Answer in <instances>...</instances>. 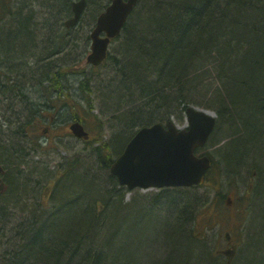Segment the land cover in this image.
I'll use <instances>...</instances> for the list:
<instances>
[{"label": "trees", "instance_id": "obj_1", "mask_svg": "<svg viewBox=\"0 0 264 264\" xmlns=\"http://www.w3.org/2000/svg\"><path fill=\"white\" fill-rule=\"evenodd\" d=\"M143 3L145 8L146 0ZM168 3L156 11L147 5L151 8V17H148L146 27L138 31L139 34L136 32L139 24L135 22L143 19L145 11L141 6L140 11H136V15L123 27L124 47L131 52L130 74L125 82L132 88H138L140 93L135 96L131 92L130 96L127 95L129 98L118 106L117 111H121L125 128L118 129L119 133L113 139H101L96 146L87 149V167L81 177L94 179L91 169L95 165L90 161L92 153L97 164L108 169L130 139L133 130L126 129L130 125L135 128L155 121H168L171 115H180L185 110V104L195 97L185 96L182 90L192 80L203 93L197 105L214 107L221 117L220 112L231 108L235 110L231 111L240 120L243 137L232 139L229 146H232L238 161L247 166L251 156H258V160L264 162V84L258 80L264 72V0H180L178 3L173 0ZM145 34L152 39L151 48L144 43ZM195 60L199 63L194 67ZM254 72L257 78H254ZM150 77L152 79L147 81L146 78ZM83 82L88 84V79L84 77ZM193 94L196 92L193 91ZM102 133L103 128L101 137ZM237 140L240 142L235 145ZM76 157H80L78 153ZM227 161L230 163V159ZM70 167L77 170L83 168L76 165ZM256 174L260 176L258 201H261L264 171ZM109 177L112 185L118 186L115 178ZM94 181L100 182L97 179ZM196 188L200 187L172 189L183 202L186 213L181 216V224L164 233L167 250L165 255L160 256H165L162 264H188L192 250L198 254L193 264H224L215 252L207 251L204 245L197 244L194 249L196 237L187 223L188 215H191V209L189 211L187 207L194 201H197L192 206L194 210L200 205L201 199L191 192ZM123 189L119 187V190ZM164 190L168 192L170 189ZM108 192H112L109 187ZM190 192L192 195H189ZM90 196L98 200L94 193ZM68 199L67 205L58 210L42 212L47 217L39 213L33 219L21 221L19 235L10 230L5 238V234L0 233V242L3 238L12 239L8 242L10 247L2 250L7 256L5 264H34V259L40 254L44 264H128L118 249L108 246L109 236L101 242L93 233L92 228L98 227L99 218L95 201L76 199L73 195ZM103 200L106 201L107 196ZM4 226L0 225V228ZM262 235L264 239V227ZM103 246L107 249L103 250ZM261 255L258 264H264V250Z\"/></svg>", "mask_w": 264, "mask_h": 264}, {"label": "rangeland", "instance_id": "obj_2", "mask_svg": "<svg viewBox=\"0 0 264 264\" xmlns=\"http://www.w3.org/2000/svg\"><path fill=\"white\" fill-rule=\"evenodd\" d=\"M108 1L109 0L88 1V5L82 14L81 20L72 28L76 37L75 39L70 38L68 42L69 55L66 56L67 58L77 60L85 49L86 54L89 52V41L83 40V33H89L93 24L91 20L94 17L93 15H96L98 12L97 10H100V5ZM169 1L173 0H146V3L156 11L160 6L163 7L166 3L169 4ZM174 1L178 3L180 0ZM0 2V24H2V26L7 25V28L13 29V31H5V37L2 40V42L8 46H10V44H7L8 42L11 43L15 39L18 40L19 37L29 40L32 29L34 30L36 44L42 46V38L48 23L49 26H53L56 20L60 19L61 22L64 20L63 15L60 14V12L57 13L58 7L55 0H10L9 5H6L7 8H4L2 0H0ZM96 2H98L99 6L95 8ZM147 5H145V8L141 5V8H144L145 12L143 19L141 18L140 22H135L139 24L136 27V32H140L143 27L145 28V25L151 17V12L149 10L151 8H148ZM162 7L160 9H162ZM29 18L30 23L28 20ZM18 19L20 22H18ZM16 21L18 22L17 25H15ZM33 24L34 28H30ZM27 28L30 34L27 33ZM144 37V43L151 48L152 44L150 42L152 39L149 34H145ZM122 41V38L116 40L110 47V52L117 56L115 63L109 60L103 64L102 67L91 69L88 64H86L85 60L81 58L80 60L82 61L80 63L77 61L78 63H76L77 67L71 69L74 74L71 73L72 78L70 77V85L67 90L74 94L73 97L76 101L79 98V90L77 88L79 71L83 70L85 74L89 75L91 78L90 89L87 95L92 103L93 110H88L87 106L82 104V101L79 103L84 107L78 110L82 116L79 119L84 121L83 124L89 132L91 143L85 144L82 140L75 138L69 132L67 125L72 112L70 113V110L65 107L59 110L57 122L54 125L55 127H51L52 131L49 135L50 145H53V142H57L58 145L54 148V151L42 149L39 154L33 155L36 165L43 163L46 165L47 162H50V167L55 166L57 169L59 167L60 173H72L70 174L71 176L67 177L69 182L67 185H64L66 188L62 187L61 190L50 194L55 180L47 178L44 174L40 173L39 170L42 168L40 165L37 170L35 166L30 169L29 167L34 163L30 162V160H26V162L23 163L24 165L26 164V168L21 169L24 165L18 166V169L23 170L25 175L22 174V177L16 176L14 179L16 181L19 180L16 183V187L23 181L28 185L23 195L29 196L28 193L31 191V188L38 191L35 197L23 199V203H29L32 200H38V198H40L39 200L42 203H46L48 206L51 205L50 202H48L49 199L51 202L54 200L59 201L61 197L67 198L68 196H72L70 195L72 190L75 192L83 191L84 189L82 187L84 183L88 192L87 196L94 193L96 199H100V201L105 203V207L100 213L97 221L98 227H101H93V233L98 235L101 242L104 241L106 236H109L107 238L108 246L110 245L109 247L118 249V252L121 253L125 262L136 264L135 261L141 260L138 256V251L144 246L150 247L149 255L155 254L154 256L157 257L165 255L167 244L164 233L165 231H169L171 227L173 228L181 224V216L183 213H186L185 209H183V202L174 199L177 192L172 189L166 192L164 189L155 188H135L130 191L124 188L123 190H119L117 185H112L108 170L103 169L97 164L93 153L91 154L90 161L93 162L95 166L91 169V172L94 174L95 180H100L99 183H96L91 177H81L85 167H87V162H85L83 168L79 170L73 169V167L66 169L65 166L61 165V161L75 158L76 153H78L80 157L85 156L87 149L97 145H92V142L95 141L99 143L101 139L109 141L113 139L114 135L119 133L117 132L118 129L125 128L121 111H117L118 105L122 104L125 98H129L131 92L137 96L140 91L136 87L132 88L128 86L129 83L125 82L126 76L130 74V64L128 70L124 73L122 72L121 64L127 63L128 61L131 63V52L129 53V49L126 50L124 48V42L122 43ZM18 42L20 48L16 47L14 51H12V47L7 49L8 53H10V57L7 56L8 60H15L17 63L21 61V57L27 48L26 44H22L20 41ZM23 46H26L25 49L20 50ZM43 47L44 46L38 50L36 56H33L31 63H27V69L23 74L25 77L24 82L27 83L25 92H27L26 94L30 99H35V93L32 90V81L34 79L38 80L39 76H42L40 71L46 73V69L49 68L46 60H41L42 56L45 55L44 51L42 53ZM2 53L0 54V78H2L3 74L11 75L13 71V66L10 67L8 65L3 59ZM198 63V61L194 62V67L198 66ZM33 65L34 70L30 68ZM39 65H41V70L38 68ZM6 66L8 69H6ZM254 68L258 69V67ZM253 75L255 76L254 78H257L255 72ZM146 79L149 81L152 77ZM258 80L264 84V72L258 76ZM109 84H112L110 88ZM195 84L192 80L187 88L182 87L185 96H195L191 101L188 100L189 102L185 104V107L188 105L198 108L201 107L197 105V102L203 98V93L202 90L197 89V84ZM105 90L108 92L110 91V94L104 92ZM129 90L130 92H128ZM193 91L196 92V94H193ZM172 92H174V94L176 93L174 90ZM180 92L179 90V93ZM106 96L107 100L103 98ZM57 104H60V102L57 101ZM202 108L206 109V107ZM213 108L214 107L207 108L206 110L216 115V126L207 145L200 150L199 153L208 154L214 161V164L208 172L207 181L204 182L205 184L191 191L195 193L194 195H196L197 199H201L199 202L200 205H197L198 208L194 210L192 206L197 202L194 201L193 203H189L187 207V210L189 209L190 211L191 209V215H188L187 223L196 237L194 249L197 244L204 245L207 251L214 253L216 249L224 247L226 244L225 233L228 232L233 242H236L235 248L237 253L232 264H258V257L262 256L261 253L264 250L262 245L264 242V239H262V229L264 227V194L261 195L262 200L258 201L260 176L258 175L257 177V186L254 187L253 185L251 192H247V186L249 183V175H251L250 173L252 171H256L257 173L259 171H264V162L260 159L258 160V156H251L252 159L246 162H250L247 166L238 161V156H235L232 146L229 145H231L230 141L232 139L240 136L243 137V128L240 127V120L232 112L235 111L232 108V111L229 109L220 112L222 113V117L217 112L218 110H214L215 108ZM170 118L179 127L185 125L184 111L182 114L179 115L178 113L172 115ZM102 128L103 137L100 136ZM126 129L128 131L131 129L134 130V127L130 125ZM120 140H122V138H120ZM239 142L240 141L237 140L234 144L237 145ZM228 158L230 159V163L234 164V166L227 161L229 160ZM243 160L245 161V158H243ZM78 167L79 164L77 165V168ZM55 172L57 175H60L59 172L56 171V168ZM101 173L104 174L106 179ZM63 182L64 181H62V184ZM88 182L93 184L90 185ZM253 182L255 183V179ZM88 185L89 187H87ZM108 187L112 191L110 194L108 192ZM58 188H61V184ZM69 190H71V193ZM163 191H165L164 194ZM191 192L189 195H192ZM167 193L172 195L171 198L167 197ZM87 196H85L86 201L88 200ZM106 196L107 200L105 201L103 198H106ZM227 201H230L231 204L227 205ZM13 204L18 205L20 203L12 201L10 205ZM244 206L248 207L245 211L243 210ZM258 207L260 208L258 209ZM11 210L13 211L10 212L11 214L6 217L5 220H10L14 225L17 224L16 220L19 219V216H21V221L23 222L29 219L26 217V212H21L18 207H11ZM37 213L42 214L43 217L46 216V213ZM3 219L4 217L1 216L0 225H2ZM109 225H112L114 228L115 226L121 227L122 230H116V233L110 232L108 229ZM1 233L5 234V238L10 234L9 231H4V228H1ZM5 238L1 240L3 247H10L8 242H11L12 239L5 240ZM179 245H181V242H179ZM105 249H107V247L103 246V250ZM142 250L146 251L145 248ZM193 253L194 255L191 256ZM196 253L197 252H193L192 250V254L190 255L191 261L188 260V264L194 263L198 256ZM0 255L3 259H6V256L1 253Z\"/></svg>", "mask_w": 264, "mask_h": 264}, {"label": "bare ground", "instance_id": "obj_3", "mask_svg": "<svg viewBox=\"0 0 264 264\" xmlns=\"http://www.w3.org/2000/svg\"><path fill=\"white\" fill-rule=\"evenodd\" d=\"M88 1L90 0H55L58 7L57 13L60 12V14L63 15L64 20H62V22L60 19L56 20L53 26H49L48 23L47 29H45L44 36L42 38V46H44L42 48V53L44 51L45 55L42 56L41 60H46L49 68L46 69V73L40 71L42 76H39L38 80L34 79L32 81V90L35 93V99H30V97L26 94L27 92H25V86H27V83L24 82L25 77L23 74L27 69V63H31L33 56H36L38 50L42 46L36 44L33 29L31 30V36L29 35V40L19 37L18 40L15 39L11 43L8 42L7 44H10V46L4 44L2 40L5 37V31H13V29L7 28V25L2 26V24H0V54L3 52V59L10 67L13 66L11 75L3 74L2 78H0V127H2L0 128V218L1 216L4 217L2 225H5L4 228L6 232L12 230L15 235H19L18 229L22 227L21 216H19V219L16 220V225H14L10 220H5V218L11 214L10 212L13 211L11 210V207H18L21 212H26L27 218L33 219L37 217V212L42 213L49 212L50 210L55 211L64 204L67 205L66 202L70 199H66L69 196L67 198L61 197L59 201L54 200L52 202L50 199L49 201L47 199V201L51 204L50 206L46 205V203H42L39 200L40 198H38V200H32L29 203H23V199L35 197V195L38 194V191L34 188H31V191L28 193L29 196L23 195L24 190L28 187L24 181L19 183L16 187V183L19 180L16 181L14 178L16 176L22 177V174H24L23 170L18 169V166H23V163H25L26 160L34 162L33 155L39 154L42 149L54 151V148L58 144L57 142H53V145H50L49 135L52 131L51 127H55L54 125L57 122L59 110L67 107L70 110V113L72 112L67 125L69 131L71 130L70 125H72L74 122H79V117L81 115L78 110H80V108L87 106L88 110H93L92 103L87 95L90 89L89 87L91 78L89 75L85 74L83 70L79 71L78 73L79 80L77 88L79 90V98L77 99L75 97L77 101L73 97L74 94L67 90L70 85V77L72 78L71 73L74 74L71 69L77 67L76 63H80L82 61L80 60L81 58L85 60L86 64H88L91 69L102 67V65L109 60H111L112 63L116 62L117 56L110 52V47L116 40L121 38L124 40V35L122 34L123 27L134 14L136 15V11H140V6H144L143 0H136L119 33L113 37H109L105 56L98 64H94L88 60V56L92 53L93 39L91 35L96 26L97 18L102 12L105 11L107 6L111 4L112 0H109L100 6L98 5V2H96L95 8L99 6L100 10H97V14L93 15L94 17L91 19L93 24L89 33H83V40L89 41V52L86 54L85 49L83 53L79 55L77 60L66 57L69 55L68 42L70 41V38L75 39L76 37L75 32L72 31V28L81 20L82 14L88 5ZM9 2L10 0H2L4 8H7L6 5H9ZM80 2H82V6L77 17L75 18V6ZM19 19L18 22H20ZM28 20L30 23V18ZM18 22L16 21V24H14L17 25ZM30 28H34V24ZM27 33L30 34L28 28ZM98 36L100 38H104L107 35L103 30L98 33ZM18 41H20L22 44H26L27 48L21 57V61H18L17 63L15 60H8L7 56L10 57V53H8L7 49L12 47V51H14L16 50V47L20 48ZM26 46H23V48L20 50H24ZM109 55L110 58H108ZM30 68L34 70V65ZM38 68L41 70V65H39ZM121 68L123 73L128 70L129 61L127 63H122ZM6 69H8L7 66ZM84 77L88 79V84H85L84 82L82 83ZM111 85L112 84H109V88ZM128 86L132 87L131 84ZM104 92L110 94V91L108 92L105 90ZM128 92H130V90ZM103 98L107 100V96ZM57 101H59L60 104H57ZM80 101H82L84 106L79 103ZM140 127L141 126H137L134 128L131 137ZM86 159V156L75 157L71 160L65 159L61 161V165L65 166L67 169L71 165L77 166L79 164L78 168H81L85 164ZM25 165L21 169L26 168ZM39 165L42 166V168L39 170L40 173L44 174L47 178H52L55 180V183L50 190V194L52 192L61 190L62 187H64L65 184L67 185L69 182L67 177L71 176V173H60L59 167L58 169L55 166L50 167V162H47L46 165H44V163ZM39 165H36L34 162L29 168L31 169L35 166L37 170ZM55 168L60 175L56 174ZM62 181H64L63 184ZM60 184L61 188H58ZM15 190L18 191L14 194ZM69 191L71 193V190ZM70 195H73L76 199H82L88 195V192L87 190L78 192L72 190ZM87 197L90 201H95V211L96 214L100 216V213L105 207V203L99 199L94 200V198H92L90 195ZM12 201L20 204L10 205ZM21 206H24L25 208L21 209ZM108 229L113 233H116V230H122L121 227L115 226L114 228L112 225H109ZM262 245L264 249V243H262ZM7 247L8 246L3 247V243L0 242V253L2 255H4V251L2 250H6ZM144 248L146 251L142 250ZM142 249V251H138V256L141 258V260L135 261L136 264H162V259H165V256L157 257L154 256L155 254L149 255V246H144ZM41 255L42 254L36 258L34 257V264H44ZM206 260H208V258ZM100 262L102 263L103 261L100 260ZM0 264H5V259H3L1 255ZM128 264L135 263L129 262Z\"/></svg>", "mask_w": 264, "mask_h": 264}, {"label": "water", "instance_id": "obj_4", "mask_svg": "<svg viewBox=\"0 0 264 264\" xmlns=\"http://www.w3.org/2000/svg\"><path fill=\"white\" fill-rule=\"evenodd\" d=\"M136 0H112L97 18L92 33V53L88 60L98 64L105 56L109 37L117 35L133 8ZM82 2L75 6L77 17ZM105 31L106 37L98 33ZM187 126L179 129L168 121L140 127L125 145L122 153L111 164L109 172L120 185L133 187L191 186L203 182L210 167L208 156H196L194 151L207 142L215 125V117L204 110L187 106ZM70 129L77 137L87 138V132L80 122H74ZM228 263L234 253L225 250Z\"/></svg>", "mask_w": 264, "mask_h": 264}, {"label": "flooded vegetation", "instance_id": "obj_5", "mask_svg": "<svg viewBox=\"0 0 264 264\" xmlns=\"http://www.w3.org/2000/svg\"><path fill=\"white\" fill-rule=\"evenodd\" d=\"M233 240L232 239H230V242H227V245L226 246H235V244H236V242L234 241L233 243ZM217 251V254H220L221 252V249H218V250H216ZM226 262H227V258H225V264H226Z\"/></svg>", "mask_w": 264, "mask_h": 264}]
</instances>
